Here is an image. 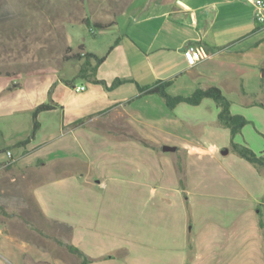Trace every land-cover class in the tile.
Returning <instances> with one entry per match:
<instances>
[{"label":"crops","instance_id":"1","mask_svg":"<svg viewBox=\"0 0 264 264\" xmlns=\"http://www.w3.org/2000/svg\"><path fill=\"white\" fill-rule=\"evenodd\" d=\"M107 24L75 49L67 35L77 58L0 73V204L9 183L24 184L66 229L0 208V264H81L69 246L84 264H264V166L230 147L264 153V25L252 5L129 0ZM87 53L104 56L95 72ZM165 81L172 96L218 87L247 123L231 136L210 97L169 107L142 92Z\"/></svg>","mask_w":264,"mask_h":264},{"label":"rangeland","instance_id":"2","mask_svg":"<svg viewBox=\"0 0 264 264\" xmlns=\"http://www.w3.org/2000/svg\"><path fill=\"white\" fill-rule=\"evenodd\" d=\"M128 1L0 0V73L25 72L72 59L74 53L71 54L67 46V35L74 39V49L83 37L87 43L91 42L94 38L92 33H98L99 29L94 25L87 26L84 20L107 24ZM69 63L72 72H76L77 61ZM262 95L264 102V85ZM8 188L4 193L7 201L2 198L0 204L6 213L5 218L36 225L40 220L30 204L29 191L24 184L11 182ZM40 224L43 229L45 226H57L43 220ZM7 225L15 230L14 223ZM56 229L65 235L66 229L59 226Z\"/></svg>","mask_w":264,"mask_h":264},{"label":"trees","instance_id":"3","mask_svg":"<svg viewBox=\"0 0 264 264\" xmlns=\"http://www.w3.org/2000/svg\"><path fill=\"white\" fill-rule=\"evenodd\" d=\"M84 23L89 26V20L85 19ZM108 24L104 23H94L95 27L98 28H105ZM78 55L74 54L72 55V58H77ZM92 57L95 61V64L91 67V72H95L96 66L101 63L104 60V56L98 57L95 54L92 53H87L85 55L86 61L88 60L87 58ZM85 61V62H86ZM83 63L82 66L80 67L79 73H83L87 69L86 63ZM102 82L100 80H95ZM121 82V80L116 79L113 81L112 85H117ZM167 82H162V83H156L155 85L151 87H147L142 89V92H155L159 94L166 102V104L169 107L175 106L178 102H187L190 104H196L199 102V100L203 97H210L212 98L215 103L219 106L220 110L218 113V121L221 125L228 127L230 129L231 136H233L236 132H238L241 127L247 123V119L243 117L242 115L239 114H232L229 110L230 106V101L225 97V95L221 92V90L218 87L211 86L206 89H196L192 94L188 96H172L169 95L165 88L167 86ZM55 106L54 103H41L37 105L34 110H33V130L31 133V136L34 135L35 131L37 130L39 123L37 121V114L42 111V110H48L52 109ZM142 142L146 143L144 140H141ZM231 150H233L236 154H238L240 157L246 159L249 161L251 164H253L256 167L264 166V153H255L252 151L249 147L243 144H238L233 141H231ZM181 186H183V181L181 178H179ZM31 198V197H30ZM30 204L33 206L32 208L35 210L37 217L39 218L40 222L43 220L45 223H50L45 219V217L42 215V213L39 211L33 200L31 199ZM263 210H264V205L259 204L257 205V221H258V226L262 230L263 228ZM24 222V220H21ZM25 223V222H24ZM57 225V224H55ZM69 249L71 251L76 252L79 256L82 257L81 264L86 263L89 258L83 254L79 249L73 248L69 246Z\"/></svg>","mask_w":264,"mask_h":264},{"label":"built area","instance_id":"4","mask_svg":"<svg viewBox=\"0 0 264 264\" xmlns=\"http://www.w3.org/2000/svg\"><path fill=\"white\" fill-rule=\"evenodd\" d=\"M253 7L254 16L258 22L264 25V4L263 0H246ZM188 51L194 56V50L192 47H188ZM85 88L84 85H77L74 87L76 91L83 90ZM10 152H8L9 154Z\"/></svg>","mask_w":264,"mask_h":264},{"label":"water","instance_id":"5","mask_svg":"<svg viewBox=\"0 0 264 264\" xmlns=\"http://www.w3.org/2000/svg\"><path fill=\"white\" fill-rule=\"evenodd\" d=\"M163 149H164V150H170L171 147H167V146H165V147H163Z\"/></svg>","mask_w":264,"mask_h":264}]
</instances>
